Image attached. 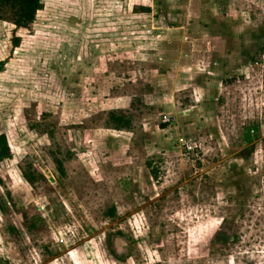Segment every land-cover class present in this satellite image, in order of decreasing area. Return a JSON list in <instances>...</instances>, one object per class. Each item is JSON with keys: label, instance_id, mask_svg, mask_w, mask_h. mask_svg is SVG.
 Wrapping results in <instances>:
<instances>
[{"label": "rangeland", "instance_id": "rangeland-1", "mask_svg": "<svg viewBox=\"0 0 264 264\" xmlns=\"http://www.w3.org/2000/svg\"><path fill=\"white\" fill-rule=\"evenodd\" d=\"M41 6L0 8V264H264V0Z\"/></svg>", "mask_w": 264, "mask_h": 264}, {"label": "trees", "instance_id": "trees-1", "mask_svg": "<svg viewBox=\"0 0 264 264\" xmlns=\"http://www.w3.org/2000/svg\"><path fill=\"white\" fill-rule=\"evenodd\" d=\"M8 6L14 11L15 20L17 25L32 23L36 12L41 9V0H0V8ZM118 121H123L119 118ZM9 148L6 143L4 135H0V157L8 156Z\"/></svg>", "mask_w": 264, "mask_h": 264}]
</instances>
